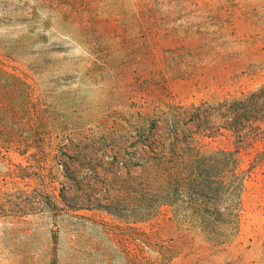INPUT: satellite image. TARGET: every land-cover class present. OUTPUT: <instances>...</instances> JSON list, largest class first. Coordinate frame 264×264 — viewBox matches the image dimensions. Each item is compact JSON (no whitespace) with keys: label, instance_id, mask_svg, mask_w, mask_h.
<instances>
[{"label":"rangeland","instance_id":"374dc122","mask_svg":"<svg viewBox=\"0 0 264 264\" xmlns=\"http://www.w3.org/2000/svg\"><path fill=\"white\" fill-rule=\"evenodd\" d=\"M0 264H264V0H0Z\"/></svg>","mask_w":264,"mask_h":264}]
</instances>
